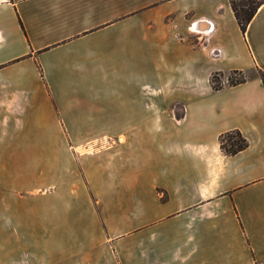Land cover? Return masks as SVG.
Here are the masks:
<instances>
[{"label":"crops","instance_id":"0c3cea01","mask_svg":"<svg viewBox=\"0 0 264 264\" xmlns=\"http://www.w3.org/2000/svg\"><path fill=\"white\" fill-rule=\"evenodd\" d=\"M258 68L264 4L244 36L229 0H0V177L17 175L16 160L56 159L113 130L123 152L107 182L134 192L133 216L124 205L102 230L93 197L101 201L105 177L87 174L69 200L55 188L6 202L0 264L264 263ZM233 70L246 81L228 85ZM230 130L248 141L234 155L219 142ZM63 206L80 227L64 245Z\"/></svg>","mask_w":264,"mask_h":264},{"label":"rangeland","instance_id":"374dc122","mask_svg":"<svg viewBox=\"0 0 264 264\" xmlns=\"http://www.w3.org/2000/svg\"><path fill=\"white\" fill-rule=\"evenodd\" d=\"M243 35L245 36V34ZM256 53L260 58L262 49H256ZM260 70L258 68V70H254V73L258 74ZM233 76L235 79L240 77L238 74H233ZM223 78L224 76L220 77L221 82H223ZM112 131L105 130V135L101 136V138L94 139L90 144L78 146L66 145L61 157L58 156L56 159L45 162L27 159L14 161L13 168L17 175L0 177V215L3 218V221H0V232L5 233L10 231V225L5 220L10 211L5 207L6 202L31 199L38 194L51 192L55 188L63 191L64 200H69L71 186L75 187L86 184L88 180L87 174L89 179H96L99 182L105 177V192L100 194L103 203L101 204V201L97 197H93L96 211L100 216L105 215V225H95L94 227L96 229H105L107 221L111 223V218L122 214L121 209L124 205L128 207L126 209V216H133V189L131 188L126 192H120L117 187H112L107 182L112 178L108 177L110 176L108 169L111 159H115L114 165L116 167L119 164L117 158L123 152L121 149L123 145L119 148V139L117 136L111 135ZM29 146H27L29 152L33 151V146ZM13 147L17 148L18 146ZM126 153L128 154L129 152L126 151ZM6 163L5 161L0 162V167H5ZM126 169L131 171L133 169V163L126 164ZM41 210L46 211L47 218H54V210H50L49 203L42 207ZM57 216L63 223L57 232V236L61 238L64 245V242L68 243L69 239L79 232L80 227L75 223L71 225L70 222H67V220L72 219L67 207L63 206L60 214ZM108 227L118 229L119 226L109 224ZM128 227L126 226V228ZM50 243L53 245V241ZM97 249H99V252L101 250L100 246Z\"/></svg>","mask_w":264,"mask_h":264},{"label":"trees","instance_id":"16d2710c","mask_svg":"<svg viewBox=\"0 0 264 264\" xmlns=\"http://www.w3.org/2000/svg\"><path fill=\"white\" fill-rule=\"evenodd\" d=\"M230 7L233 11L236 22L243 34H245L247 26L257 13L258 9L264 4V0H229ZM260 75L264 84V74L260 70ZM233 74H238L239 78H234ZM221 72H215L210 77V83L214 90L223 87L220 77ZM228 85H237L246 81L247 77L242 70H233L226 76ZM177 117H181L182 113H176ZM220 147L227 155H234L248 146L247 139L239 130H230L220 135ZM258 264V263H257ZM264 264V263H262Z\"/></svg>","mask_w":264,"mask_h":264},{"label":"built area","instance_id":"2783aa9c","mask_svg":"<svg viewBox=\"0 0 264 264\" xmlns=\"http://www.w3.org/2000/svg\"><path fill=\"white\" fill-rule=\"evenodd\" d=\"M217 52H218V51H213V53H215V54H216Z\"/></svg>","mask_w":264,"mask_h":264}]
</instances>
